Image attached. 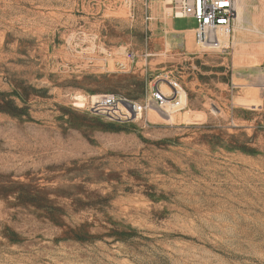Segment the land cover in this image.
<instances>
[{
  "label": "rangeland",
  "instance_id": "1",
  "mask_svg": "<svg viewBox=\"0 0 264 264\" xmlns=\"http://www.w3.org/2000/svg\"><path fill=\"white\" fill-rule=\"evenodd\" d=\"M154 4L0 0V264H264V0L226 51ZM167 80L181 111L91 109Z\"/></svg>",
  "mask_w": 264,
  "mask_h": 264
},
{
  "label": "built area",
  "instance_id": "2",
  "mask_svg": "<svg viewBox=\"0 0 264 264\" xmlns=\"http://www.w3.org/2000/svg\"><path fill=\"white\" fill-rule=\"evenodd\" d=\"M157 0H143L145 20H152L150 5ZM165 1L169 12L174 18H192L198 23L196 28V37L198 44L204 51H226L225 41L221 39L222 32H230L238 14L239 0H159ZM112 57V52L107 54ZM145 56L151 57L152 53H145ZM126 57L130 62L136 60V54L127 51ZM120 66H126L121 63ZM164 83V82H162ZM160 81L150 83V97L144 103L123 98L117 95H103L92 103V111L98 114H104L111 121H131L136 118H142L143 113L156 107L160 111H165L168 107L172 110L181 111L185 108L182 99L183 88L167 80L169 93L162 89ZM264 89V83L262 84ZM185 92V91H184Z\"/></svg>",
  "mask_w": 264,
  "mask_h": 264
},
{
  "label": "bare ground",
  "instance_id": "3",
  "mask_svg": "<svg viewBox=\"0 0 264 264\" xmlns=\"http://www.w3.org/2000/svg\"><path fill=\"white\" fill-rule=\"evenodd\" d=\"M170 13V12H169ZM236 22V29H243V28H245L244 27V25H243V10H242V7H238V14H237V17L235 18V21H234V23ZM195 31L194 30H189V31H186V33L188 34V35H190V34H193ZM234 36V35H233ZM221 39L222 40H224L225 41V45L224 46H228V41L230 40V36H229V33L228 32H222V34H221ZM219 50H221V49H219ZM165 85H167L166 84V81H165V83H164ZM163 89V88H162ZM164 91V90H163ZM165 93H169V92H166V91H164ZM95 97V96H94ZM100 98V97H99ZM99 98H97V99H99ZM96 99V100H97ZM182 99H183V103H186L187 102V99H186V96H185V93L182 91ZM154 108V107H153ZM152 108V109H153ZM168 108V107H167ZM169 109V108H168ZM159 110V109H158ZM170 110V109H169ZM171 111H173V112H175V111H177V110H172L171 109Z\"/></svg>",
  "mask_w": 264,
  "mask_h": 264
},
{
  "label": "crops",
  "instance_id": "4",
  "mask_svg": "<svg viewBox=\"0 0 264 264\" xmlns=\"http://www.w3.org/2000/svg\"><path fill=\"white\" fill-rule=\"evenodd\" d=\"M157 1H159V0H157ZM154 2H156V1H153L152 3H151V5H150V13H151V16H152V20L154 19V14L156 13V9H157V6H155V4H154ZM259 28H263V25H261ZM232 29V28H231ZM230 29V30H231ZM264 29V28H263ZM189 30H194L195 31V35H196V28H194V29H187V30H185V32L186 31H189ZM259 30V29H258ZM231 42V41H230ZM196 44H197V47L199 48V49H201V50H203L201 47H200V45L198 44V41H197V37H196Z\"/></svg>",
  "mask_w": 264,
  "mask_h": 264
}]
</instances>
